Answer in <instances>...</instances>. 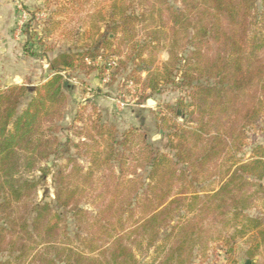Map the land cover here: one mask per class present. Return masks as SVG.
<instances>
[{"label": "trees", "instance_id": "1", "mask_svg": "<svg viewBox=\"0 0 264 264\" xmlns=\"http://www.w3.org/2000/svg\"><path fill=\"white\" fill-rule=\"evenodd\" d=\"M110 1V18L102 20L105 31L96 27L97 43L49 61L51 75L21 113L28 87L0 90V254L18 264H138L133 246L154 247L170 227L176 245L167 258L177 255V263L185 264L181 256L190 259L212 228L227 227L232 218L238 225L233 240L247 238L249 260L262 256L264 222L246 212L264 194V144H256L250 156L244 147L251 133L264 132V12H257L256 0H153L139 13L128 0ZM24 33V51L45 58L47 53H32L36 43L42 45L41 38L35 41L38 34L29 25ZM123 44H128L125 62L134 66L127 82L138 85L135 76L145 74L144 91L157 93L172 84L188 92L187 101L166 106L172 120H162L174 154L156 151L146 134L134 129L120 135L99 114L95 119L76 115L75 122L83 124L75 132L81 142L69 136L59 141L56 123L68 104L63 73L89 74L97 60L121 56ZM161 46L168 60L159 71L154 67ZM126 65L120 61L116 68ZM178 116L183 124L173 119ZM71 144L81 149L77 154L89 167L68 159V171L61 167L55 178V203L73 212L84 251L73 247L52 203L34 202L39 182L20 178L41 162L69 153ZM212 175L221 178V186L196 191ZM181 214L193 218L172 226Z\"/></svg>", "mask_w": 264, "mask_h": 264}, {"label": "rangeland", "instance_id": "2", "mask_svg": "<svg viewBox=\"0 0 264 264\" xmlns=\"http://www.w3.org/2000/svg\"><path fill=\"white\" fill-rule=\"evenodd\" d=\"M152 1L128 0L127 2L139 13L146 11L147 4H152ZM256 1L257 12L261 14L264 12L263 0ZM170 2L173 3V0ZM111 11L110 0H75L74 2L69 0H0V90H5L13 84H25L29 89L18 108V113L26 108L34 95V90L51 75L49 69L43 71L45 63L60 54L74 55L94 46L98 40L96 27H101V31H105L106 21L102 20L109 19ZM27 25H29L30 31L38 34L35 41H38L39 38L42 39V45L36 43L32 53L39 56L47 53L46 58L31 57L24 51L27 41L24 31ZM48 32L51 33L50 36H47ZM117 44L118 41H116ZM120 48L122 57L118 55L111 60L116 61L117 65L110 68V75L105 72L109 69L108 65L111 61L104 60H97L96 70L90 71L89 74H86V71L63 73L65 81L69 84L64 90L68 104L63 120L56 123L59 141L63 144L69 136L73 143L81 142L80 138L75 137V132L79 131L83 124L75 122L76 115L85 118L91 115L95 119L99 114L102 117V123L114 125L120 135L130 129H134L137 134L145 133L149 143L156 151L170 154L171 151L167 148L169 132L162 129V120L164 118L172 120L173 116L167 112L166 106L176 107L181 99L187 101L188 92L172 84L163 86L157 93L144 91L142 83L146 80L145 74L136 75L135 78L140 80V84L137 85L131 81L133 83L131 86V82L127 81L134 66L131 62H125L128 44L120 45ZM147 56L148 54L145 57ZM167 60L168 53L162 47L154 68L160 71ZM120 61L127 65L117 70L116 67L120 65ZM146 98L153 99L157 105L149 107L146 104ZM114 100L124 103V108L118 109ZM92 107H95L96 114ZM173 119L180 124L185 121L180 116ZM261 125L264 129V123ZM250 138L244 147L245 156H250L252 148L256 144H264V132L251 133ZM80 150L77 151L71 144L69 153H61L41 162L34 171L21 173L20 178L39 182L34 202L52 203L55 212L62 214L67 225V234L73 240V247L84 251L86 244L84 247L76 237L78 232L73 212L59 209L55 203V178L61 167L65 168L66 172L68 171L66 168L68 159H75L85 169L89 167L86 157L78 156L77 153ZM44 170L48 173L46 174ZM201 182L200 185H196V191L210 192L217 190L221 186L222 180L219 176L212 175ZM87 197L90 198L91 195L88 194ZM258 197L254 206L246 214L251 217H259L264 222V194ZM84 208L94 216L97 214L98 210L95 208L87 205ZM137 214L136 217L139 216V213ZM184 215L176 216L172 226L177 225L181 220L193 218L191 215ZM229 220V228H227L229 225L224 227L223 224H217L215 228H212L207 243L196 245L191 258L181 256V260L185 261L186 259L185 264H264V254L254 260H249L247 250L250 243L247 238L233 240L232 237L238 225L232 218ZM170 230L169 227L161 231L160 238L154 247L150 248L146 243L140 244V247L137 244L136 246L132 244L134 252L137 254L138 264H178L177 255L173 256V260H171V256L167 258L171 249H174L176 245V238L169 236ZM91 236L88 234L84 237L90 238ZM231 249L233 250L231 251ZM7 261L18 264L8 254H0V262Z\"/></svg>", "mask_w": 264, "mask_h": 264}, {"label": "built area", "instance_id": "3", "mask_svg": "<svg viewBox=\"0 0 264 264\" xmlns=\"http://www.w3.org/2000/svg\"><path fill=\"white\" fill-rule=\"evenodd\" d=\"M100 60V59H99ZM86 62L88 63V64H90L91 63V61L90 60H86ZM117 65V63H116V61H111L110 63H109V69L107 70V72H105L107 75H110V68H113V67H115ZM130 85L132 86L133 85V83L131 82L130 83ZM114 102L116 103V107L118 108V109H122V108H124V106H125V104L124 103H122L120 100H114Z\"/></svg>", "mask_w": 264, "mask_h": 264}, {"label": "water", "instance_id": "4", "mask_svg": "<svg viewBox=\"0 0 264 264\" xmlns=\"http://www.w3.org/2000/svg\"><path fill=\"white\" fill-rule=\"evenodd\" d=\"M146 104L149 106V107H153V106H156L157 103L156 101H154L153 99H148Z\"/></svg>", "mask_w": 264, "mask_h": 264}, {"label": "crops", "instance_id": "5", "mask_svg": "<svg viewBox=\"0 0 264 264\" xmlns=\"http://www.w3.org/2000/svg\"><path fill=\"white\" fill-rule=\"evenodd\" d=\"M45 58H46V57H45ZM48 69H49V62L47 61V62L45 63V66H44L43 71H44V70L47 71ZM43 71H42V72H43Z\"/></svg>", "mask_w": 264, "mask_h": 264}]
</instances>
